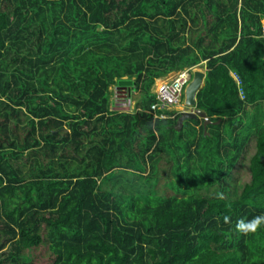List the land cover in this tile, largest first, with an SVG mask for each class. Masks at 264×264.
<instances>
[{"label":"trees","instance_id":"trees-1","mask_svg":"<svg viewBox=\"0 0 264 264\" xmlns=\"http://www.w3.org/2000/svg\"><path fill=\"white\" fill-rule=\"evenodd\" d=\"M263 21L264 0H0V264H264V226L236 228L264 214ZM200 66L213 123L155 118L156 80Z\"/></svg>","mask_w":264,"mask_h":264},{"label":"built area","instance_id":"built-area-1","mask_svg":"<svg viewBox=\"0 0 264 264\" xmlns=\"http://www.w3.org/2000/svg\"><path fill=\"white\" fill-rule=\"evenodd\" d=\"M195 69L196 67H190L179 71L174 77L164 81L158 86L155 91L158 102L152 105L155 118H167L168 115L166 111H171L174 105L182 102L186 87L192 81V72H194ZM237 80L240 82L239 78H237Z\"/></svg>","mask_w":264,"mask_h":264},{"label":"water","instance_id":"water-1","mask_svg":"<svg viewBox=\"0 0 264 264\" xmlns=\"http://www.w3.org/2000/svg\"><path fill=\"white\" fill-rule=\"evenodd\" d=\"M205 77H206V73L204 71L200 69H196L194 71L193 79L186 87L185 107L180 112L178 122L175 125V128L178 131L183 130L185 121L188 119H199V118L205 119L206 128L210 123H213L205 111L196 109L197 94L201 90V88L204 86ZM133 83H134L133 80L125 79L119 82V86H126V87H129V89L131 90V86L133 85ZM130 90H129V94H131ZM218 123H220V121H218Z\"/></svg>","mask_w":264,"mask_h":264},{"label":"rangeland","instance_id":"rangeland-1","mask_svg":"<svg viewBox=\"0 0 264 264\" xmlns=\"http://www.w3.org/2000/svg\"><path fill=\"white\" fill-rule=\"evenodd\" d=\"M263 23H264V21H263ZM202 68H204V67H202V66L198 67V69H202ZM174 75H175V73L173 72L170 75H168L167 77L160 78V79H158V81L156 80V83L153 86L152 90L154 92L157 90V88L159 86L158 84L160 83L159 81H161V80H165L166 81V79L168 80V79L172 78ZM114 88L115 87H112L113 90H114ZM121 91H123L121 93L122 96L119 97V99H121V101H120L121 102V105H120L121 109L132 110L135 107V105H136V101H138V99H140V94L138 92H133L131 97H129V96H125V95L128 94L127 89H122ZM185 98L186 97H185V94H184L182 102H180L179 104L174 105L173 109L179 110L181 112L182 109L185 107Z\"/></svg>","mask_w":264,"mask_h":264},{"label":"clouds","instance_id":"clouds-1","mask_svg":"<svg viewBox=\"0 0 264 264\" xmlns=\"http://www.w3.org/2000/svg\"><path fill=\"white\" fill-rule=\"evenodd\" d=\"M224 221L228 222L229 217L225 216ZM262 226H264V214L254 216L251 219L242 218L236 223L237 230L244 234L256 232Z\"/></svg>","mask_w":264,"mask_h":264},{"label":"crops","instance_id":"crops-1","mask_svg":"<svg viewBox=\"0 0 264 264\" xmlns=\"http://www.w3.org/2000/svg\"><path fill=\"white\" fill-rule=\"evenodd\" d=\"M200 70H202V71H204L205 72V66H204V68H202V69H200ZM175 74L177 73V72H174ZM174 77V76H173ZM167 80V79H166ZM158 81V80H157ZM165 80H161V81H159L160 83L158 84V85H161L163 82H164ZM157 85V84H156ZM184 109V108H183ZM182 109V110H183Z\"/></svg>","mask_w":264,"mask_h":264},{"label":"flooded vegetation","instance_id":"flooded-vegetation-1","mask_svg":"<svg viewBox=\"0 0 264 264\" xmlns=\"http://www.w3.org/2000/svg\"><path fill=\"white\" fill-rule=\"evenodd\" d=\"M124 89H127V92H128V94H129V87H123ZM130 95V94H129Z\"/></svg>","mask_w":264,"mask_h":264},{"label":"bare ground","instance_id":"bare-ground-1","mask_svg":"<svg viewBox=\"0 0 264 264\" xmlns=\"http://www.w3.org/2000/svg\"><path fill=\"white\" fill-rule=\"evenodd\" d=\"M180 108V107H179Z\"/></svg>","mask_w":264,"mask_h":264}]
</instances>
